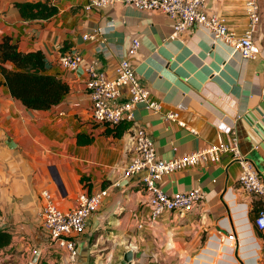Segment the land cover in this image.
Returning a JSON list of instances; mask_svg holds the SVG:
<instances>
[{
  "label": "crops",
  "instance_id": "0c3cea01",
  "mask_svg": "<svg viewBox=\"0 0 264 264\" xmlns=\"http://www.w3.org/2000/svg\"><path fill=\"white\" fill-rule=\"evenodd\" d=\"M38 1L45 0H0V42L10 36L23 52L43 51L46 72L71 89L51 110H32L12 97L0 71V229L13 233L11 245L0 250V264H32L38 250L36 264H69L66 251L43 228L42 192L49 190L70 211L80 193L103 189L109 190L103 205L75 236L81 249L77 264H123L130 250L128 264H264V232L254 223L262 200L239 183L241 167L232 152H222L216 163L165 175L160 187L166 193L201 188L204 200L188 212H164L155 223L145 173L124 174L134 157L135 131L142 127L163 160L236 138L264 181V0L252 58L215 42L198 25L172 38L168 15L130 4L95 8L91 0H51L59 9L55 16L25 20L16 4ZM205 9L224 16L238 36L248 27L245 0H208ZM85 33L98 37L85 40ZM135 38L141 45L131 55ZM71 51L83 57L76 70L59 62ZM123 58L162 109L138 104L134 123L116 130L92 118L86 67L94 64L113 79ZM5 66L16 68L12 62ZM128 98L123 89L116 103ZM170 111L185 126L167 119ZM229 233L236 236L232 243L222 240Z\"/></svg>",
  "mask_w": 264,
  "mask_h": 264
},
{
  "label": "built area",
  "instance_id": "2783aa9c",
  "mask_svg": "<svg viewBox=\"0 0 264 264\" xmlns=\"http://www.w3.org/2000/svg\"><path fill=\"white\" fill-rule=\"evenodd\" d=\"M208 0H91L89 7L102 8L117 3L130 4L142 11H160L168 15L173 21V34L175 38L185 32L190 26L198 25L211 32L215 42L224 41L233 45L242 52L244 58L255 56V34L261 22L260 1L245 0V11L248 16V27L242 36L231 30L224 16L208 12L205 7ZM97 33H85V40L97 39ZM141 42L139 38L133 40L130 54L137 53ZM83 61L81 53L71 51L61 55L60 64L70 70L78 69ZM88 78L86 87L91 99L92 118L95 122L119 125L121 122L134 123L135 109L138 104H144L147 108L161 111L162 104L152 99L151 91L145 87L138 77L135 68L127 58H123L116 68V77L107 78L94 64L86 67ZM126 89L129 98L116 103ZM166 118L179 120L175 112H167ZM134 157L124 169L126 177L144 172L143 184L147 192V203L150 208V222L155 223L159 217L167 211L188 212L204 200V192L201 188L189 191L166 193L160 187V180L167 174H171L201 163H216L220 160L222 152L230 151L234 159L240 164L241 171L238 181L243 189L259 196L262 207L254 218L256 227L264 232V181L262 180L254 163L241 152L236 138L217 146H210L195 152L186 153L170 160L160 159L156 153L154 142L148 132L138 127L135 131ZM108 189L95 193L82 192L78 196L77 206L70 211L62 210L55 202L49 190L42 192L44 206L41 212L42 225L48 234L50 241L58 248L65 250L70 264H77L81 249L75 236L83 233L92 214L103 205ZM143 224H139L142 227ZM235 234L222 235V240L234 242Z\"/></svg>",
  "mask_w": 264,
  "mask_h": 264
},
{
  "label": "trees",
  "instance_id": "16d2710c",
  "mask_svg": "<svg viewBox=\"0 0 264 264\" xmlns=\"http://www.w3.org/2000/svg\"><path fill=\"white\" fill-rule=\"evenodd\" d=\"M50 1L19 2L16 6L21 16L27 21L49 19L59 11L58 7ZM7 62H12L16 68H8L5 66ZM0 71L12 97L32 110H51L71 89L69 83L46 72L43 51L23 52L10 36H4L0 42ZM124 122L113 126L114 129H120ZM116 135H121L120 130L116 132ZM12 242V231L0 229V250L8 247Z\"/></svg>",
  "mask_w": 264,
  "mask_h": 264
},
{
  "label": "water",
  "instance_id": "95a60500",
  "mask_svg": "<svg viewBox=\"0 0 264 264\" xmlns=\"http://www.w3.org/2000/svg\"><path fill=\"white\" fill-rule=\"evenodd\" d=\"M9 145L10 146H13V144H11L12 142L9 141ZM39 254H40V250H38L35 254V256L33 257V260H32V264H36L38 262V259H39ZM133 260V251H127L124 255V260H123V264H128L130 262H132ZM87 264H89V261L87 262Z\"/></svg>",
  "mask_w": 264,
  "mask_h": 264
},
{
  "label": "rangeland",
  "instance_id": "374dc122",
  "mask_svg": "<svg viewBox=\"0 0 264 264\" xmlns=\"http://www.w3.org/2000/svg\"><path fill=\"white\" fill-rule=\"evenodd\" d=\"M260 1V0H259ZM70 264V263H69Z\"/></svg>",
  "mask_w": 264,
  "mask_h": 264
}]
</instances>
